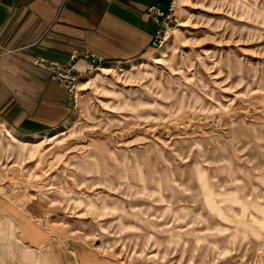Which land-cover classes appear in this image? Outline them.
Segmentation results:
<instances>
[{
	"label": "rangeland",
	"instance_id": "rangeland-1",
	"mask_svg": "<svg viewBox=\"0 0 264 264\" xmlns=\"http://www.w3.org/2000/svg\"><path fill=\"white\" fill-rule=\"evenodd\" d=\"M171 12L149 52L74 71L65 123L0 121V264H43L49 242L76 264H264V0Z\"/></svg>",
	"mask_w": 264,
	"mask_h": 264
},
{
	"label": "crops",
	"instance_id": "crops-1",
	"mask_svg": "<svg viewBox=\"0 0 264 264\" xmlns=\"http://www.w3.org/2000/svg\"><path fill=\"white\" fill-rule=\"evenodd\" d=\"M166 2L0 0V121L28 137L68 121L75 100L31 58L40 55L65 62L71 49L93 53L98 64L138 58L155 46L154 24L142 11L150 3L164 6ZM84 64L85 59L77 55L74 71L80 73ZM6 210L13 215L22 240L37 248L46 237L43 228L24 214ZM69 251L49 242L40 258L43 264H76ZM80 259L83 264H98L88 254Z\"/></svg>",
	"mask_w": 264,
	"mask_h": 264
},
{
	"label": "built area",
	"instance_id": "built-area-1",
	"mask_svg": "<svg viewBox=\"0 0 264 264\" xmlns=\"http://www.w3.org/2000/svg\"><path fill=\"white\" fill-rule=\"evenodd\" d=\"M173 0H167L164 6L158 3H150L145 6L142 11L143 15L147 17L154 24L153 41L157 44L167 26V23L174 17L172 16L171 8ZM77 55H81L85 59L84 69H90L98 64V57L87 50L71 49L67 55L65 62H60L55 59H48L37 55L31 58V63L46 70L49 76L58 81L67 90L71 91L74 85L77 74L74 73L73 61Z\"/></svg>",
	"mask_w": 264,
	"mask_h": 264
},
{
	"label": "bare ground",
	"instance_id": "bare-ground-1",
	"mask_svg": "<svg viewBox=\"0 0 264 264\" xmlns=\"http://www.w3.org/2000/svg\"><path fill=\"white\" fill-rule=\"evenodd\" d=\"M185 11V8L184 7H182L181 8V12H184ZM181 25H184V23H181ZM135 62H137V63H135ZM135 62H133V61H131L130 62V65L131 66H134V64H138V65H142V63H143V61H141V60H137V61H135ZM129 67V66H128ZM43 136H41V138H42Z\"/></svg>",
	"mask_w": 264,
	"mask_h": 264
}]
</instances>
